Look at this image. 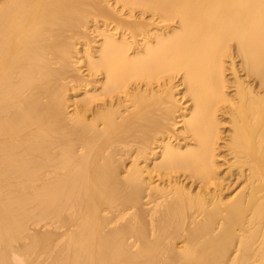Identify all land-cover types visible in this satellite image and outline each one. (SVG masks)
Masks as SVG:
<instances>
[{"label": "bare ground", "instance_id": "6f19581e", "mask_svg": "<svg viewBox=\"0 0 264 264\" xmlns=\"http://www.w3.org/2000/svg\"><path fill=\"white\" fill-rule=\"evenodd\" d=\"M116 1L175 27L151 40L149 24L121 20L106 0H0V264L12 255L18 264H43L44 256L51 264H264V0ZM92 19L117 23L134 42L102 34L87 70L103 82L70 117L65 83L81 81L74 43ZM230 57L235 104L223 110L234 130L225 149L246 186L225 201L214 148L217 112L230 101ZM179 73L193 101L184 129L194 144L160 142L161 161L142 167L178 104L168 90L138 88L124 112L118 97L134 82L148 88ZM133 151L124 174L122 159ZM180 171L204 188L193 194L175 177ZM154 172L163 180L155 186ZM212 182L219 191L210 194ZM143 195L163 200L146 213L138 210ZM45 222L63 234L30 233Z\"/></svg>", "mask_w": 264, "mask_h": 264}, {"label": "rangeland", "instance_id": "374dc122", "mask_svg": "<svg viewBox=\"0 0 264 264\" xmlns=\"http://www.w3.org/2000/svg\"><path fill=\"white\" fill-rule=\"evenodd\" d=\"M107 2H108L109 5H106V7L110 8V9L113 8L114 12L116 10V12H117L116 15L117 16L119 15L118 17L119 18L121 17L120 18L121 20H124V21L127 20L129 22H135V21L136 22H143V23H147V25L149 24L148 28H146L147 31H145V33H144L145 36L148 37V39H149V37H150V39L152 37L154 39V34L156 32H157V34H159L160 32L161 33L168 32L167 31L168 28L170 30V28H172V27L174 28L175 27V25H173L172 23H170V24L169 23L168 24L167 23L162 24L161 22H159L160 20H156L157 19L156 17L155 18H151L152 17L151 15H148V14L143 15L140 11H136V12L130 14L128 12V10L123 8L122 4L118 3L116 0H106V4H107ZM108 22H109V24H108ZM108 22H106L105 20H101V19H99L98 21L97 20L93 21V19H92V21L88 20L89 25H88V23L86 25H88L87 27L90 26V28L85 29V31H84V29H82L81 35H82V32L84 34L80 38H77L75 40V42H76V43H74L75 47H76L75 49H77L78 52L76 51V54L74 55L73 60H72L73 68L74 67L76 68L75 69V73L78 72V78L80 76V80L81 81L78 80L79 83L82 82L83 84L87 83L89 85L87 87L79 86L81 84H79L78 82L66 81L65 84L68 83L67 84V86H68L67 87L68 94L72 97V99L70 101V104H68V111L69 112L67 111V113H68V115H70V117H72L74 115V113L76 112V110H78L76 108H78L77 106L80 104V101L83 98H85V96H87L85 94H87V92H89V91L90 92H89L88 95L93 94L92 92L98 90L99 87L101 86L102 82H103L104 77H101V76H97V77H92L91 76L90 77L89 76V72L87 70V68H88L87 64H88V61H89L88 57L93 56V59H97V57H98L99 47H101V45H102V43L104 41L103 39L105 38V36H103L102 34L105 35L108 32L110 34H115L116 38L118 40H121L123 35H124L125 39H127V40L130 39V41H128V42H134V39L132 38V36L129 33V31H126V29H121V28L117 29V23H114V22L112 23V21H108ZM85 28H86V26H85ZM143 38L144 37L142 36V37H139V38L135 39V43L136 44L133 47L134 49L130 51V55L131 56H134L135 55L134 53L136 51L140 50V49H137V48L138 47L140 48V45L142 44L141 41L143 40ZM153 39H151V40H153ZM233 52L234 51H233V48H232V56L234 54ZM226 59H227L226 61L224 59V61H225L224 63L226 64V65H224V66H226L225 67L226 69H225L224 77L226 75L225 79L226 80L228 79L227 80L228 82L226 83L225 92H226V95H230V97L228 96L230 101H229V103H226L227 105L226 104L221 105V109L222 110L218 111L217 115H216L217 119L219 121L218 132H219V138L220 139L219 138L217 139V141H218L216 143L217 146H216V148H214V149H216V151H215L216 153H215V157H214V163H215L216 171H217V174H218V176H217L218 181L217 182L218 183L220 182L222 184L221 181H223V184H222L223 186L222 187L225 186L224 187L225 190L223 191V189H222L220 196H222L225 201H228V200L232 201L233 200L232 198H234L235 196L237 197V193L239 194L244 189L243 187L246 186L245 185L246 183H244L245 182V178L244 179H240V176H238V172L235 170L236 166L234 165V162H232L234 156H230V153L227 152V150H226L227 149L226 146L229 144V140L228 139L232 135L231 134L232 130H234V124L231 121L232 120V117H231L232 115L228 114L229 112H226L224 110L227 109L228 111H231V109L233 108L232 106L235 104V101H233L234 99L231 101L233 96H235V94H234L235 93V87H234V85L232 83L234 81V79H233L234 75H233L232 71L230 70L231 69V57L230 58H226ZM234 62L236 63L235 64L236 66L237 65L240 66V64L242 63L241 59L236 58V57L234 59ZM239 69H240V67H239ZM74 75L75 74H73V76ZM238 76H240L241 79L242 78L245 79V75H244V73L241 70H240V73H239ZM98 77L103 78V79H100ZM232 79H233V81H232ZM171 80H172L171 83H168V82H170L169 80H167V82H166V80H163V81L161 80L159 82H155L154 81V83L152 82V85L149 84L151 87H148V88L146 86H143V83L134 82L135 85L137 84V88L135 86H133L132 85L133 83H132L131 84L132 87L130 85L128 87L129 92L124 93V94L122 93L118 97V98H120L121 101H123V104H125L126 107H129V108H125V106L123 105L124 106L123 111L124 110L127 111V110L132 109L133 103H131V101H130L131 97L129 99V94L131 93V95H133V94L136 95V93H139L138 91H140V90L144 91L143 89H145V90L148 89V91H152V92L153 91H158V92H155V93H159V92H161V90H162V92L168 90L167 94H169V92H171L170 93L171 94L170 97L173 98V101L175 100V102L178 104V109H177V111L175 109L176 113H174V115H173L174 117L172 116L171 119H170V123L168 122V124H167L169 126H167V128H165L164 131H162L164 133V135H163V133L162 134L161 133L158 134L156 136V140L157 141L155 140V141H153L154 143L153 142L150 143V147L148 149V151H149L148 155H149L150 160L148 161V159H149L148 157L146 158L147 161H146V159H143V158H141V160L139 159L140 164H141L142 167H145L147 164H149L150 167H153L154 163H156L158 161H161L160 160L161 159L160 153L162 151L161 148H163V146H165L167 142L168 143L171 142V144L172 145L174 144L175 146H179L180 145V147H183L184 149H185L184 146H188V145L190 146L191 144L192 145L194 144L193 143L194 142L193 138H192V141H191V138H188L189 137L188 135H190V134L188 133V135H187L185 133L186 131L184 129V127H185L184 121L188 117H190V112H191V108L193 106V101H192V99H190L191 98L190 95L186 93L187 87H185V84L183 83V80H184L183 73L177 74L175 76V78H172ZM245 80H247V79H245ZM95 81H97V83H94ZM98 81H100V82H98ZM229 81L231 82L232 85L230 84ZM134 88L137 89V91L135 90L136 92L133 90ZM138 88L140 90H138ZM150 88L152 90H150ZM162 92H161V94H162ZM96 104H99V103H96ZM100 104H105V102H100ZM164 107H165V104H164ZM166 107H169V105H166ZM223 107H224V110H223ZM230 123H232V124H230ZM227 135H228L229 138L227 137ZM160 142L162 144L164 142L165 145L162 146ZM134 153L135 152L133 151L132 152L133 155L130 154L129 156H127V158H123L122 159L123 161H122V165L121 166H123V167H122L121 171L122 172L124 171V174H125V171H127L130 167H132L133 162L136 161L135 160L136 159V153L135 154ZM232 167H233V170H231ZM244 169L247 171L248 167H245ZM248 173H249V171H248ZM248 173H247V175H248ZM124 174H123V176H125ZM234 174H235V176H234ZM245 174H246V172H245ZM153 176H154V178H153ZM176 176L178 178V181L182 182L180 184L187 185L188 188L192 191L193 194L194 193L196 194V192L199 191L200 189L202 190V187L204 188V183L200 179L194 178V177H193V179H192V177L190 178V173H188L186 171H180V174H178V175L175 174V177ZM151 177L153 179L152 182H153L154 186L156 184H158V182L161 183V181H163V180L159 181L160 178H158L159 176L155 172H154V174L151 175ZM175 177L173 176V180H176ZM185 177H187V178H185ZM169 178H171V179L168 180L167 177H166V178H164V180L172 181V175ZM243 180H244V182H243ZM217 182H215V183L212 182L211 184L206 185L205 189L208 188V190H206V191H208V193H210V194H213V192L215 193V191L217 193V190H218V189H216V188H218V187H216V185H217L216 183ZM146 196L147 195H145V197H144V195L142 196V199H143L141 201L142 205L140 204V208L138 210L141 209L142 211H145L147 213L148 211H151L158 204L160 199L158 198V201H157V199H154L155 201H157V202H155L154 200H152V199H150L149 197H146ZM162 200H160V201L162 202ZM161 202H159V203H161ZM133 211L135 212V210H129V211L127 210L126 213L129 216V215H131L133 213ZM47 224H48V222H45V223L40 224L38 226H36V224H32V227L34 226L32 228L33 230L31 229V224H30V226H29L30 233L32 231H33V233L36 232L37 229L40 230V231H43V232L45 230L49 231V229L51 227H54V226L49 227V225H51L52 223L51 224L49 223L48 226H47ZM45 226H47L49 228H46ZM52 229H53L54 232L52 231ZM51 232L54 233V234H57L59 232V234H57L59 236H60V234H63L62 233L63 230H59L57 232V231L54 230V228H51ZM61 236H63V235H61ZM180 241H179V243L182 244V242H180ZM132 242H133V240H130L129 244H132ZM48 257L44 256L43 258H40V262H42V263L44 262L43 264H51L52 263V258L51 257L48 258ZM232 258H234V257H232ZM41 259H43V260L41 261ZM12 261H13L12 264L13 263L18 264V262H19L18 258L16 256L14 257V255H12ZM19 264H21V263H19Z\"/></svg>", "mask_w": 264, "mask_h": 264}]
</instances>
